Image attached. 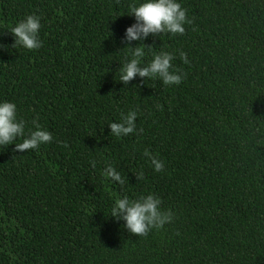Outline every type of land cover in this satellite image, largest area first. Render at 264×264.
Instances as JSON below:
<instances>
[{
  "label": "trees",
  "instance_id": "obj_1",
  "mask_svg": "<svg viewBox=\"0 0 264 264\" xmlns=\"http://www.w3.org/2000/svg\"><path fill=\"white\" fill-rule=\"evenodd\" d=\"M179 2L183 35L131 44L150 46L144 62L175 54L183 80L165 86L118 80L133 0H0V100L53 137L0 149V264H264V0ZM29 14L43 46L14 49L9 29ZM129 110L137 132L110 136ZM147 193L174 213L163 229L135 236L108 215Z\"/></svg>",
  "mask_w": 264,
  "mask_h": 264
},
{
  "label": "clouds",
  "instance_id": "obj_2",
  "mask_svg": "<svg viewBox=\"0 0 264 264\" xmlns=\"http://www.w3.org/2000/svg\"><path fill=\"white\" fill-rule=\"evenodd\" d=\"M126 13L134 17V23L125 28L121 37L127 46V56L117 69L118 80L127 85L136 78H142L144 81L154 78L165 86L179 85L184 74L173 65L172 62L176 58L173 52H152L151 59L144 62L145 48L150 46L146 47L143 43L131 46L133 41L142 42L150 35H183L184 25L190 24L191 20L179 0H133ZM40 29V17L35 14L26 15L9 29L13 37L12 48L40 49L43 46ZM3 47L5 46L0 44V48ZM179 58L183 63H189L187 54L183 51L179 52ZM137 117V110H129L127 114H122L118 121L108 123L110 136L122 138L135 134ZM17 139L21 142L16 143ZM52 139V134L35 120L31 129L26 131V122L18 116L17 105L9 100H0V149L14 145L17 152L38 150ZM144 156L148 158L155 172L164 170L163 160L152 155L147 149L144 150ZM90 164L95 168V161H90ZM102 175L113 183H125V177L111 164L105 166ZM135 175L137 179L143 178L142 171ZM161 204V198L153 193L136 198L123 195L113 201L108 215L116 222L123 221V227L132 235L146 236L150 231L163 229L174 220L173 211L163 209Z\"/></svg>",
  "mask_w": 264,
  "mask_h": 264
}]
</instances>
